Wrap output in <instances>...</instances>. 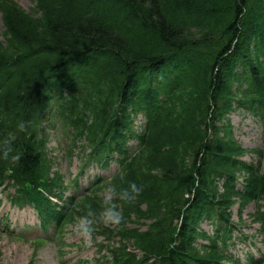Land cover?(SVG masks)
Wrapping results in <instances>:
<instances>
[{
  "label": "trees",
  "instance_id": "trees-1",
  "mask_svg": "<svg viewBox=\"0 0 264 264\" xmlns=\"http://www.w3.org/2000/svg\"><path fill=\"white\" fill-rule=\"evenodd\" d=\"M35 1L34 15L12 0L0 2L5 27V41L0 40V146L8 150L4 160L14 157L17 177L38 183L42 165L34 123L54 106L76 125L78 135H86L91 154L98 155L105 149V126L116 124L118 96L125 102L132 94L144 100L145 92V107L154 121L144 159L131 170L136 185L111 182L110 189L123 196L101 208L109 207L111 221L119 224L101 232L131 240L142 251L137 258L125 244L113 247L117 264H218L209 255L218 244L227 256L230 208L236 202L232 194L238 193L231 183L235 173L249 172L240 209L256 195L264 197V175L256 177L255 169L234 158L238 146L224 140L230 131L208 140V129L215 132L218 126L207 120L212 103L216 119L231 109L238 65L243 70L249 65V83L257 86L258 104L253 107L264 111V0ZM211 40L218 45L214 50L202 48ZM193 48L200 49V62L180 50ZM68 53L67 62H60ZM157 57L170 69L160 71V84L151 89L138 82L153 70L150 64ZM159 92L166 94L161 106ZM119 110L128 113L125 106ZM224 173V191L218 193L215 178ZM193 188V197H185ZM141 219L151 220L146 230L125 225ZM202 219L214 224L215 236L209 245L198 246ZM254 219L264 233V210L257 208Z\"/></svg>",
  "mask_w": 264,
  "mask_h": 264
},
{
  "label": "rangeland",
  "instance_id": "rangeland-1",
  "mask_svg": "<svg viewBox=\"0 0 264 264\" xmlns=\"http://www.w3.org/2000/svg\"><path fill=\"white\" fill-rule=\"evenodd\" d=\"M24 7H30L33 0H16ZM2 29V19L0 16V30ZM197 51L195 50V53ZM237 71H241V67L236 68ZM246 75V73H245ZM240 81H235V85L241 83L240 90L246 89L247 81L244 80V76H239ZM241 92H238V95ZM254 92L251 90L247 93L248 97H252ZM233 124V131L235 138L245 148H255L261 152L254 153H241V158L247 161L260 160L258 165V172L264 171V126L262 122L247 109H238L232 112L229 117ZM51 133L49 140V147L52 148L53 154L58 158L56 159L55 168L60 170L65 177L71 178L78 170L77 157L73 155L71 162L65 157V148L68 144V136L61 128L59 130L50 129ZM58 161V163H57ZM92 172H98L97 169ZM102 172V171H99ZM240 182V181H239ZM11 190H0V264H28L30 257L33 253L34 245L33 240L35 237L44 238V242L38 250L33 264H72L76 260H85L88 263L83 264H99V261L104 264V260L100 257L97 249L101 237L94 234L87 228L82 227V222L79 219L69 220L73 222L69 224L63 235V242L57 240L56 234H52V228H48L47 232L40 230L38 226V216L34 213V210L30 206L23 208H17L11 200L8 198V194ZM70 192L68 190L67 194ZM103 194L109 197L107 192ZM83 212L85 208H90V202L88 199H82L81 203ZM255 204L249 202L242 211V232H254L258 229V224L251 222L248 215L254 211ZM238 206L233 207L232 219L237 220ZM24 224H34V232L30 231L25 234L26 237L21 240L16 238L14 231L16 227H22ZM201 227L212 232L210 223L203 221ZM51 233L50 236H47ZM48 237V238H47ZM243 241H238L234 248H231V253L235 256L242 258V254L249 248V239L242 238ZM67 244V245H66ZM65 245V246H64ZM99 256V261L95 260ZM76 264H81L76 262ZM225 264H230L226 262ZM242 264H247L242 258ZM264 264V263H262Z\"/></svg>",
  "mask_w": 264,
  "mask_h": 264
}]
</instances>
